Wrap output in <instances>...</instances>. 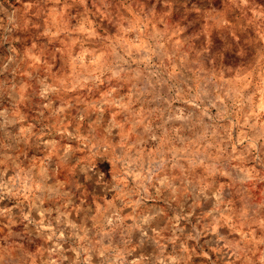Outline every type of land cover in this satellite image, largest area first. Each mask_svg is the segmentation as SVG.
Returning a JSON list of instances; mask_svg holds the SVG:
<instances>
[{"label":"rangeland","instance_id":"1","mask_svg":"<svg viewBox=\"0 0 264 264\" xmlns=\"http://www.w3.org/2000/svg\"><path fill=\"white\" fill-rule=\"evenodd\" d=\"M0 264H264V0H0Z\"/></svg>","mask_w":264,"mask_h":264}]
</instances>
